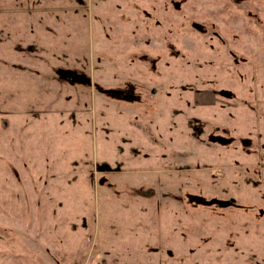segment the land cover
Instances as JSON below:
<instances>
[{
  "label": "rangeland",
  "instance_id": "obj_1",
  "mask_svg": "<svg viewBox=\"0 0 264 264\" xmlns=\"http://www.w3.org/2000/svg\"><path fill=\"white\" fill-rule=\"evenodd\" d=\"M0 264H264V0H0Z\"/></svg>",
  "mask_w": 264,
  "mask_h": 264
},
{
  "label": "water",
  "instance_id": "obj_2",
  "mask_svg": "<svg viewBox=\"0 0 264 264\" xmlns=\"http://www.w3.org/2000/svg\"><path fill=\"white\" fill-rule=\"evenodd\" d=\"M235 202V199L231 198L227 201H221V200H212L210 201V204H218L220 207L226 208L229 207L231 204Z\"/></svg>",
  "mask_w": 264,
  "mask_h": 264
},
{
  "label": "flooded vegetation",
  "instance_id": "obj_3",
  "mask_svg": "<svg viewBox=\"0 0 264 264\" xmlns=\"http://www.w3.org/2000/svg\"><path fill=\"white\" fill-rule=\"evenodd\" d=\"M71 74V73H70ZM68 76H70L69 74H68Z\"/></svg>",
  "mask_w": 264,
  "mask_h": 264
}]
</instances>
